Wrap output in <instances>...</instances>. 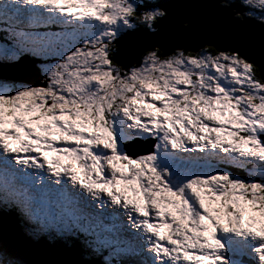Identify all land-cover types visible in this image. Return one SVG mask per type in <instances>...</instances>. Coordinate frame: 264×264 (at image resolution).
<instances>
[{"label": "snow or ice", "instance_id": "snow-or-ice-1", "mask_svg": "<svg viewBox=\"0 0 264 264\" xmlns=\"http://www.w3.org/2000/svg\"><path fill=\"white\" fill-rule=\"evenodd\" d=\"M247 20L264 29V0H0V220L95 264H264V31ZM138 33L158 41L122 68ZM0 264L62 262L0 231Z\"/></svg>", "mask_w": 264, "mask_h": 264}, {"label": "water", "instance_id": "water-1", "mask_svg": "<svg viewBox=\"0 0 264 264\" xmlns=\"http://www.w3.org/2000/svg\"><path fill=\"white\" fill-rule=\"evenodd\" d=\"M217 2H219V0H217ZM164 6L172 9L173 11H182L192 15H195L196 12L200 9H210L212 7V5H193L174 2L167 3ZM237 27L246 33L255 35L257 38H259L262 31H264L259 23L254 20H247L243 23L238 24ZM173 40L174 42L182 44L189 48L194 47L195 43H197V40L194 37L189 38L176 36L173 37ZM157 41L158 38L142 33L131 36L121 41L120 54L115 57V61L117 62V64L121 65V67H127L134 62V58L139 59L140 55L149 47L157 43ZM174 42L169 41L165 44V46L171 47ZM256 59L257 63L260 64L261 61L259 56H257ZM259 77L264 79V68H261V70L259 71ZM10 224L13 225V223ZM11 225L5 224L3 222V219L0 220V231H2L3 233L5 243L16 244L18 246L20 255L23 259L35 262L57 260L62 262V264H83L81 262V259L79 260L77 259V257H75V254H77L78 256L79 254L74 249L73 250L75 253L73 254L70 250L71 248L60 250L46 244H32L28 241H25V243L22 242L16 236L19 230L14 225L13 227Z\"/></svg>", "mask_w": 264, "mask_h": 264}, {"label": "trees", "instance_id": "trees-1", "mask_svg": "<svg viewBox=\"0 0 264 264\" xmlns=\"http://www.w3.org/2000/svg\"><path fill=\"white\" fill-rule=\"evenodd\" d=\"M117 63V62H116ZM132 64V63H131ZM121 66V65H120ZM128 67V66H127ZM127 67H124V68H127ZM122 68H123V66H122ZM257 76H258V78H260L259 77V72L257 73ZM235 175H237V176H246L245 174H243L241 171H237V172H235L234 173ZM60 246H62V245H60ZM75 248H77V246H74ZM78 249V248H77ZM79 251V250H78ZM83 257H84V259H85V263L86 264H95V258H93V257H88V256H84L83 255Z\"/></svg>", "mask_w": 264, "mask_h": 264}, {"label": "rangeland", "instance_id": "rangeland-1", "mask_svg": "<svg viewBox=\"0 0 264 264\" xmlns=\"http://www.w3.org/2000/svg\"><path fill=\"white\" fill-rule=\"evenodd\" d=\"M145 146H147V142L145 141V142H142ZM130 194V193H129ZM215 214V213H214ZM6 216L7 215H4V217L6 218ZM12 217H15L14 215H11ZM8 218H10V217H8ZM14 219V218H13ZM11 220V219H10ZM17 220V219H16ZM12 223L14 222V221H11ZM14 224V226L19 230L20 229V226L19 225H16L17 223H13ZM257 227H258V225H257ZM21 230V229H20ZM21 232H22V230H21ZM161 232H162V234H167V230L166 229H161ZM23 233V232H22ZM24 234V233H23ZM57 246H60L61 244H63L62 242H59V241H53Z\"/></svg>", "mask_w": 264, "mask_h": 264}, {"label": "bare ground", "instance_id": "bare-ground-1", "mask_svg": "<svg viewBox=\"0 0 264 264\" xmlns=\"http://www.w3.org/2000/svg\"><path fill=\"white\" fill-rule=\"evenodd\" d=\"M8 219H11L10 221H15V219H12V218H8ZM13 223H16V221L13 222ZM16 225H18V224H16ZM72 245H73V244H72ZM82 263L85 264V259H84V258L82 259Z\"/></svg>", "mask_w": 264, "mask_h": 264}]
</instances>
